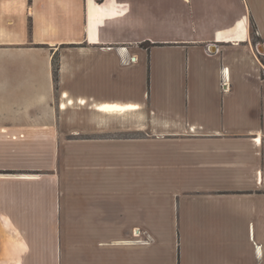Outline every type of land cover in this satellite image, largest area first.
I'll return each mask as SVG.
<instances>
[{
    "label": "crops",
    "instance_id": "0c3cea01",
    "mask_svg": "<svg viewBox=\"0 0 264 264\" xmlns=\"http://www.w3.org/2000/svg\"><path fill=\"white\" fill-rule=\"evenodd\" d=\"M262 44L264 0H0V264H264Z\"/></svg>",
    "mask_w": 264,
    "mask_h": 264
},
{
    "label": "rangeland",
    "instance_id": "374dc122",
    "mask_svg": "<svg viewBox=\"0 0 264 264\" xmlns=\"http://www.w3.org/2000/svg\"><path fill=\"white\" fill-rule=\"evenodd\" d=\"M262 46L264 47L263 44H262ZM260 53L263 55V56L261 57V61H262L263 65H264V50H262Z\"/></svg>",
    "mask_w": 264,
    "mask_h": 264
},
{
    "label": "built area",
    "instance_id": "2783aa9c",
    "mask_svg": "<svg viewBox=\"0 0 264 264\" xmlns=\"http://www.w3.org/2000/svg\"><path fill=\"white\" fill-rule=\"evenodd\" d=\"M223 85L225 86V83Z\"/></svg>",
    "mask_w": 264,
    "mask_h": 264
}]
</instances>
